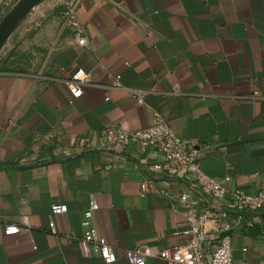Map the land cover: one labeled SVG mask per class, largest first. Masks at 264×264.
Wrapping results in <instances>:
<instances>
[{
	"label": "crops",
	"instance_id": "obj_1",
	"mask_svg": "<svg viewBox=\"0 0 264 264\" xmlns=\"http://www.w3.org/2000/svg\"><path fill=\"white\" fill-rule=\"evenodd\" d=\"M15 1L0 0V19ZM68 3L81 37L63 24ZM7 44L0 59V264H130L126 249L184 240L175 233L184 217L173 205L185 183L153 174L158 192L142 194L140 183L151 175L145 163L159 157L144 160L135 144L122 153L107 149L111 125L137 130L159 115L194 142L208 176L228 190H264V0H49ZM78 68L90 82L72 98L64 79ZM91 198L93 223L118 252L112 263L77 240ZM52 203L68 210L50 216ZM251 215L252 225L232 231L233 264H264V213ZM9 223L21 229L4 234ZM145 264L166 263L148 257Z\"/></svg>",
	"mask_w": 264,
	"mask_h": 264
},
{
	"label": "built area",
	"instance_id": "obj_2",
	"mask_svg": "<svg viewBox=\"0 0 264 264\" xmlns=\"http://www.w3.org/2000/svg\"><path fill=\"white\" fill-rule=\"evenodd\" d=\"M64 26L79 37L84 32L82 23L76 16L73 3L64 5L61 12ZM1 59V57H0ZM90 82V74L83 68L76 69L64 79L72 98L79 97L83 86ZM117 80L112 87H119ZM132 96L143 102L140 91L129 89ZM107 99V98H106ZM104 143L107 149L117 153L124 152L130 145H136L144 160L152 154L159 158L145 163V171L150 175L140 183L142 194L158 192L152 175H168L185 183L186 187L177 196L173 207L181 211L184 228L175 233L182 234L184 240L168 247H149L138 244L126 249L124 254L130 264H145L148 257H156L166 264H233L231 234L243 223L252 225V213H264V190L250 195L241 190H228L221 182L208 176L195 160L194 142L178 137L170 125L159 115L153 123L137 130H126L111 125L104 130ZM168 193V192H166ZM96 203L93 198L83 210L80 243L89 244L92 253L104 263H112L118 252L93 223V211ZM68 210L65 203H52L49 215L64 213ZM212 222V227L207 223ZM21 227L6 224L4 234L17 233ZM49 229L55 233L54 222L50 220ZM264 235V222H262ZM245 249V248H243Z\"/></svg>",
	"mask_w": 264,
	"mask_h": 264
},
{
	"label": "water",
	"instance_id": "obj_3",
	"mask_svg": "<svg viewBox=\"0 0 264 264\" xmlns=\"http://www.w3.org/2000/svg\"><path fill=\"white\" fill-rule=\"evenodd\" d=\"M41 1L43 0H16L0 19V57L11 36Z\"/></svg>",
	"mask_w": 264,
	"mask_h": 264
},
{
	"label": "rangeland",
	"instance_id": "obj_4",
	"mask_svg": "<svg viewBox=\"0 0 264 264\" xmlns=\"http://www.w3.org/2000/svg\"><path fill=\"white\" fill-rule=\"evenodd\" d=\"M47 2H49V0H43V1H41L39 4H41V3H42V4H43V3L46 4ZM39 4H38V5H39ZM59 6H60V5H59ZM59 6H58V7H59ZM7 45H8V44H7ZM5 50H8V46L5 48ZM5 50H4V51H5Z\"/></svg>",
	"mask_w": 264,
	"mask_h": 264
},
{
	"label": "trees",
	"instance_id": "obj_5",
	"mask_svg": "<svg viewBox=\"0 0 264 264\" xmlns=\"http://www.w3.org/2000/svg\"><path fill=\"white\" fill-rule=\"evenodd\" d=\"M2 61H4V62H5V59H2Z\"/></svg>",
	"mask_w": 264,
	"mask_h": 264
}]
</instances>
